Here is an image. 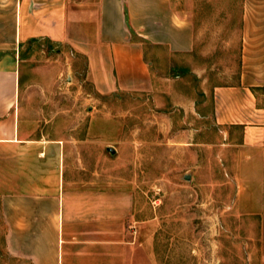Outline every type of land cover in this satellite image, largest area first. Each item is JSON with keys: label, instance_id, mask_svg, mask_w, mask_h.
Here are the masks:
<instances>
[{"label": "rangeland", "instance_id": "rangeland-1", "mask_svg": "<svg viewBox=\"0 0 264 264\" xmlns=\"http://www.w3.org/2000/svg\"><path fill=\"white\" fill-rule=\"evenodd\" d=\"M195 2L177 6L196 26L192 53L145 45L151 90L100 93L83 59L37 41L18 52L19 98L81 184L133 193L140 264H264V184L239 169L240 130L213 116V89L237 80L238 6ZM0 264H27L6 253L1 223Z\"/></svg>", "mask_w": 264, "mask_h": 264}, {"label": "crops", "instance_id": "crops-1", "mask_svg": "<svg viewBox=\"0 0 264 264\" xmlns=\"http://www.w3.org/2000/svg\"><path fill=\"white\" fill-rule=\"evenodd\" d=\"M238 6L237 80L213 89V116L240 130L245 176L264 184V0ZM177 6L195 0H0V223L6 253L27 264H140L127 187L81 184L60 138L37 132L19 98V54L43 41L83 59L95 90H151L145 45L188 55L196 26ZM49 46V47H50ZM29 84L27 83V89ZM226 136L228 130L224 131Z\"/></svg>", "mask_w": 264, "mask_h": 264}, {"label": "water", "instance_id": "water-1", "mask_svg": "<svg viewBox=\"0 0 264 264\" xmlns=\"http://www.w3.org/2000/svg\"><path fill=\"white\" fill-rule=\"evenodd\" d=\"M112 154L114 153V150L112 148L108 149ZM188 179V178H187Z\"/></svg>", "mask_w": 264, "mask_h": 264}]
</instances>
